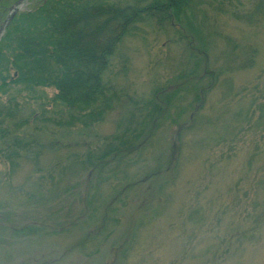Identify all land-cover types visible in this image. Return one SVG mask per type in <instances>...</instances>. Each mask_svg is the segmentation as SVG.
Returning <instances> with one entry per match:
<instances>
[{
	"label": "rangeland",
	"instance_id": "1",
	"mask_svg": "<svg viewBox=\"0 0 264 264\" xmlns=\"http://www.w3.org/2000/svg\"><path fill=\"white\" fill-rule=\"evenodd\" d=\"M13 1L0 32L38 0ZM187 14L206 33L210 73L203 58L179 84L197 57L175 30L192 27L186 17L175 29L143 23L106 74L127 102L99 122L67 124L74 113L54 88L0 92L13 106V136L0 141V264H264V0H195ZM157 88L177 89L176 121L104 169L86 165L104 138L139 124Z\"/></svg>",
	"mask_w": 264,
	"mask_h": 264
},
{
	"label": "trees",
	"instance_id": "2",
	"mask_svg": "<svg viewBox=\"0 0 264 264\" xmlns=\"http://www.w3.org/2000/svg\"><path fill=\"white\" fill-rule=\"evenodd\" d=\"M6 1L11 0L0 1V18L7 11ZM35 3L30 9L15 10L5 23L0 39V92L6 94L11 87L54 88V99L74 113L67 124L80 122L89 126L101 121L112 109L125 106L124 91L106 79V74L122 42L142 33L139 28L143 23L154 22L161 28L169 23L175 29L186 17L192 25L191 29L183 24L182 28L175 29L197 55L191 69L182 68L179 84L189 82L193 73H199L203 58L207 60L206 33L202 27L192 24L196 13L187 14L195 8V0H38ZM207 65L208 61L202 68L205 75L211 71ZM160 89L154 90L155 96L148 103L146 113L142 112L139 124L128 121L126 129L104 138L105 148L91 153L85 160L86 165L101 170L109 162L134 153L148 143L158 124L167 117L173 118L169 115L170 102L176 97L177 89ZM160 91H166L163 102L158 101ZM198 93L195 101H202L204 91ZM17 96L9 98L7 104L14 103ZM198 103L194 112L202 104ZM0 104V141L3 142L7 135L13 136L5 125L6 119L13 116V106H4L1 101ZM187 124L190 122L181 123L174 133L173 160L176 141ZM12 153L7 154L9 159ZM157 175L153 173L151 178Z\"/></svg>",
	"mask_w": 264,
	"mask_h": 264
},
{
	"label": "water",
	"instance_id": "3",
	"mask_svg": "<svg viewBox=\"0 0 264 264\" xmlns=\"http://www.w3.org/2000/svg\"><path fill=\"white\" fill-rule=\"evenodd\" d=\"M0 35H1V32H0Z\"/></svg>",
	"mask_w": 264,
	"mask_h": 264
},
{
	"label": "flooded vegetation",
	"instance_id": "4",
	"mask_svg": "<svg viewBox=\"0 0 264 264\" xmlns=\"http://www.w3.org/2000/svg\"><path fill=\"white\" fill-rule=\"evenodd\" d=\"M1 1V0H0Z\"/></svg>",
	"mask_w": 264,
	"mask_h": 264
}]
</instances>
